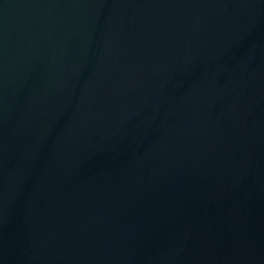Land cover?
<instances>
[{"label":"water","instance_id":"water-1","mask_svg":"<svg viewBox=\"0 0 264 264\" xmlns=\"http://www.w3.org/2000/svg\"><path fill=\"white\" fill-rule=\"evenodd\" d=\"M0 264H264V0H0Z\"/></svg>","mask_w":264,"mask_h":264}]
</instances>
